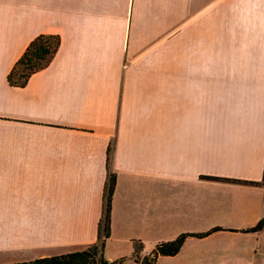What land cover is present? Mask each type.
<instances>
[{"label":"crops","instance_id":"obj_1","mask_svg":"<svg viewBox=\"0 0 264 264\" xmlns=\"http://www.w3.org/2000/svg\"><path fill=\"white\" fill-rule=\"evenodd\" d=\"M263 165L264 0H0V264L93 245L107 172L105 260L264 264Z\"/></svg>","mask_w":264,"mask_h":264},{"label":"trees","instance_id":"obj_2","mask_svg":"<svg viewBox=\"0 0 264 264\" xmlns=\"http://www.w3.org/2000/svg\"><path fill=\"white\" fill-rule=\"evenodd\" d=\"M58 45L59 40L56 36H36L29 42L23 53L16 60L13 67L7 74V83L13 87H23L30 75L47 66L55 54ZM107 161L108 151L106 162ZM262 177L264 180V165ZM113 188L114 175L107 172V179L103 194L102 217L97 225L96 242L93 245L77 252L12 264H122L124 258L110 262L105 260L102 254L104 241L109 235L110 199ZM263 225L264 219H261L252 228L246 230V232H255L261 229ZM215 230L216 228L212 229L211 232ZM205 235L206 234H180L171 241L157 243L149 254V260L147 257H139L141 245L135 242L133 243L131 259L136 264H154L157 257H170L175 255L179 251L186 237L194 236L200 238Z\"/></svg>","mask_w":264,"mask_h":264},{"label":"rangeland","instance_id":"obj_3","mask_svg":"<svg viewBox=\"0 0 264 264\" xmlns=\"http://www.w3.org/2000/svg\"><path fill=\"white\" fill-rule=\"evenodd\" d=\"M124 264H132V263L129 261V262H126V263H124Z\"/></svg>","mask_w":264,"mask_h":264}]
</instances>
